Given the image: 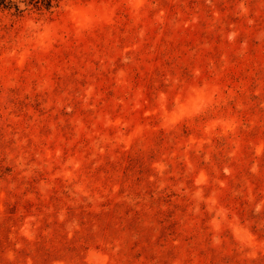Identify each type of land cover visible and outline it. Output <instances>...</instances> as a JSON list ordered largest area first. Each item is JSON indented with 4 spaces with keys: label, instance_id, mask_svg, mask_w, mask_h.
<instances>
[{
    "label": "rangeland",
    "instance_id": "obj_1",
    "mask_svg": "<svg viewBox=\"0 0 264 264\" xmlns=\"http://www.w3.org/2000/svg\"><path fill=\"white\" fill-rule=\"evenodd\" d=\"M0 8V264H264V0Z\"/></svg>",
    "mask_w": 264,
    "mask_h": 264
},
{
    "label": "trees",
    "instance_id": "obj_2",
    "mask_svg": "<svg viewBox=\"0 0 264 264\" xmlns=\"http://www.w3.org/2000/svg\"><path fill=\"white\" fill-rule=\"evenodd\" d=\"M63 0H23L27 7L37 11H52L58 7ZM16 8L20 11V6L14 0H0V8Z\"/></svg>",
    "mask_w": 264,
    "mask_h": 264
}]
</instances>
